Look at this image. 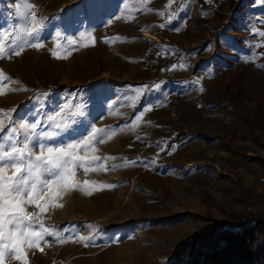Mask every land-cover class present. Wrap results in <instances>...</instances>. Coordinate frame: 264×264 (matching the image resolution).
Instances as JSON below:
<instances>
[{"label": "rangeland", "instance_id": "1", "mask_svg": "<svg viewBox=\"0 0 264 264\" xmlns=\"http://www.w3.org/2000/svg\"><path fill=\"white\" fill-rule=\"evenodd\" d=\"M239 3L204 19L188 0H0V37L23 34L28 5L44 25L42 47L0 59V110L48 130L69 103L79 115L65 113L62 141L107 134L88 152L107 159L40 216L63 242L46 237L30 264H174L160 244L264 203V172L241 157L264 160V0ZM167 57L177 81L161 78Z\"/></svg>", "mask_w": 264, "mask_h": 264}, {"label": "snow or ice", "instance_id": "2", "mask_svg": "<svg viewBox=\"0 0 264 264\" xmlns=\"http://www.w3.org/2000/svg\"><path fill=\"white\" fill-rule=\"evenodd\" d=\"M27 7L29 10L24 12V16L29 18L28 26L23 34L16 33L10 37L4 33L0 37V59L19 56L25 46L42 47L40 33L44 25L37 19L33 10L35 5ZM259 34L264 36V31ZM32 37L35 43H29L28 38ZM68 43L75 45L77 41L69 40ZM53 55L58 59L67 58L55 52ZM71 108V104L65 103L55 116L48 117V130H44L39 119L33 122L16 120L11 114L15 109L9 112L0 110V264H5L8 258L20 264H30L29 250L43 252L42 243H49L46 237L63 242L64 238L56 234V229L49 230L44 226L40 216L52 207H62L55 201L62 193L78 188L81 183L77 180L78 169L88 173L95 170L93 165L98 161L107 159L88 155L89 151H96L95 144L105 142L107 134H102V129L93 126L78 139L68 142L60 139L70 130L65 113L72 117L79 115L78 112L68 111ZM57 117L61 118L60 122ZM82 183L88 186L95 182L84 180ZM29 206L39 211L30 212Z\"/></svg>", "mask_w": 264, "mask_h": 264}, {"label": "trees", "instance_id": "3", "mask_svg": "<svg viewBox=\"0 0 264 264\" xmlns=\"http://www.w3.org/2000/svg\"><path fill=\"white\" fill-rule=\"evenodd\" d=\"M241 157L264 170L263 159ZM159 249L175 252L174 264H264V215L215 226L182 246L162 243Z\"/></svg>", "mask_w": 264, "mask_h": 264}, {"label": "crops", "instance_id": "4", "mask_svg": "<svg viewBox=\"0 0 264 264\" xmlns=\"http://www.w3.org/2000/svg\"><path fill=\"white\" fill-rule=\"evenodd\" d=\"M188 1L196 5V7L199 10V13L195 12L194 14H198L199 17H204V19L207 18L208 16H214V15H218V16H225L227 14L233 15L235 11L239 10V4H240L239 3L240 0H188ZM242 163L239 164V167L243 166ZM254 167L260 168L256 164L254 165ZM261 170L264 172L263 169ZM260 182L262 181L260 180ZM263 206H264L263 201L256 202L254 206L251 208L252 213L254 215L263 214L262 211V209L264 208ZM251 216H247V218Z\"/></svg>", "mask_w": 264, "mask_h": 264}, {"label": "built area", "instance_id": "5", "mask_svg": "<svg viewBox=\"0 0 264 264\" xmlns=\"http://www.w3.org/2000/svg\"><path fill=\"white\" fill-rule=\"evenodd\" d=\"M177 61V58H170L167 57L163 60L162 65H163V73L161 75V78L163 79H168V80H175L177 81L176 75L177 72L176 71H172L170 69V66L173 65L175 62Z\"/></svg>", "mask_w": 264, "mask_h": 264}, {"label": "bare ground", "instance_id": "6", "mask_svg": "<svg viewBox=\"0 0 264 264\" xmlns=\"http://www.w3.org/2000/svg\"><path fill=\"white\" fill-rule=\"evenodd\" d=\"M144 35H145L146 37H150V38H154V39H155V37H153L152 35H150V34H148V33H144Z\"/></svg>", "mask_w": 264, "mask_h": 264}]
</instances>
